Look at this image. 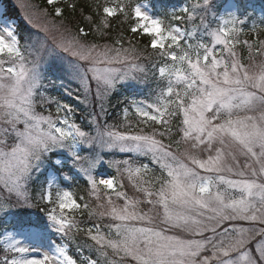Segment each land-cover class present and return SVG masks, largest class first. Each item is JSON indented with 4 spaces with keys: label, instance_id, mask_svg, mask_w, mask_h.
Returning a JSON list of instances; mask_svg holds the SVG:
<instances>
[{
    "label": "snow or ice",
    "instance_id": "6c2138e0",
    "mask_svg": "<svg viewBox=\"0 0 264 264\" xmlns=\"http://www.w3.org/2000/svg\"><path fill=\"white\" fill-rule=\"evenodd\" d=\"M17 6L23 36L0 12V264H264V14L245 29L194 0L168 13L181 28L131 0Z\"/></svg>",
    "mask_w": 264,
    "mask_h": 264
},
{
    "label": "rangeland",
    "instance_id": "374dc122",
    "mask_svg": "<svg viewBox=\"0 0 264 264\" xmlns=\"http://www.w3.org/2000/svg\"><path fill=\"white\" fill-rule=\"evenodd\" d=\"M183 1L184 0H180V2H183ZM191 2H194V0H185V3H191ZM131 3L133 5L135 4H141L142 6L147 5V8L150 14L153 16L159 17V15L153 11L150 3H148L146 0H131ZM213 3L215 4V11L218 15H223L226 11H234L240 18L246 17L247 23L243 25L245 29H250L253 21L259 22L260 16L264 14V0H213ZM171 8L172 7L170 6H169V9L162 7V9L159 10L162 15L161 19L164 20L165 25L176 26L179 24L181 28H187L191 26V24L187 21L181 23V22L172 20L170 18V15L168 14ZM9 9L12 10L13 13L17 14L18 16L14 17L13 19L9 17L8 18L14 21L16 26H17V23H16L17 21L20 24L19 29L21 30L22 28L23 33H24L26 24L23 20V11L17 6V0H0V12H7ZM192 23L198 24L199 19H197L196 21ZM205 23L209 24L212 27H215L217 20L214 19L211 14H208L205 17ZM260 35L262 38H264V33H261ZM252 38L254 37H253V34L251 33H248V35L242 34L241 36V39H252ZM240 49L242 51H246L245 49H243L242 45L240 46ZM64 99L67 102L73 103L75 105V101H73L71 98L65 97ZM108 171H111V170H108ZM10 219L11 218L9 217V220L7 223H10ZM3 230L0 232V234L3 233Z\"/></svg>",
    "mask_w": 264,
    "mask_h": 264
},
{
    "label": "trees",
    "instance_id": "16d2710c",
    "mask_svg": "<svg viewBox=\"0 0 264 264\" xmlns=\"http://www.w3.org/2000/svg\"><path fill=\"white\" fill-rule=\"evenodd\" d=\"M148 3H150V5L152 6V9L155 13H157L159 15L160 18H162V15L160 13V9H162V7H165L167 9H169V6H178L183 2H180V0H146ZM35 3H43V0H34ZM7 15L9 17H16L18 16L17 14L13 13L12 10H8L7 11ZM121 21H123V17H121ZM134 18H129L126 21H123L122 23L118 22L117 24V28L121 29L123 31V34L125 36H131L132 34L128 31L129 27L134 23ZM18 31L20 32L21 36H23V29L21 28V30L18 28ZM136 43H137V47L144 49L146 48L147 45L150 44V38L144 35H138L136 38ZM148 51H151L150 48L147 49ZM11 222V219H10ZM6 222L3 219H0V232L4 229Z\"/></svg>",
    "mask_w": 264,
    "mask_h": 264
}]
</instances>
